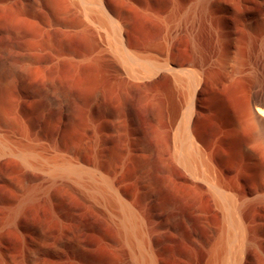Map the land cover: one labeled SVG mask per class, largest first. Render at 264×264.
<instances>
[{
    "label": "bare ground",
    "instance_id": "bare-ground-1",
    "mask_svg": "<svg viewBox=\"0 0 264 264\" xmlns=\"http://www.w3.org/2000/svg\"><path fill=\"white\" fill-rule=\"evenodd\" d=\"M0 264H264V0H0Z\"/></svg>",
    "mask_w": 264,
    "mask_h": 264
}]
</instances>
